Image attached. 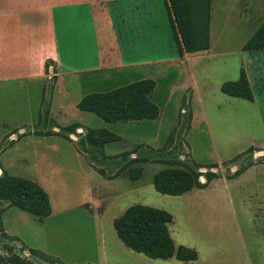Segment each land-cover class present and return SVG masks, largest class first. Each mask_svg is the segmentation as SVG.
Listing matches in <instances>:
<instances>
[{"label": "rangeland", "instance_id": "1", "mask_svg": "<svg viewBox=\"0 0 264 264\" xmlns=\"http://www.w3.org/2000/svg\"><path fill=\"white\" fill-rule=\"evenodd\" d=\"M206 3L210 14L211 0ZM233 5L238 7L237 15L240 17V25L242 24L235 28H240L244 34L249 35V40H253L249 45L243 46L242 50L264 44V0H233ZM170 14L175 17L173 26L182 49L185 44L188 49L198 52L210 47L209 27L206 30L204 25L194 26L199 25L197 17L203 16L204 11H196L191 0H175L174 11ZM223 34L226 35L225 39L219 42L214 30V49H224L227 53L223 54L228 55V60L235 64L241 59L234 55L232 49L239 40L233 41L228 36L229 30H225ZM158 37L154 34V40L144 39L140 43L139 59H157L168 53L165 40L163 48L156 45ZM120 45L121 49H125L122 41ZM244 67L246 68L245 63ZM241 75L250 91V81L254 80L248 79L244 73ZM208 76L205 88L210 90V97L222 96L219 93L220 77L210 73ZM230 77H233L232 82H236L237 72L226 80H231ZM167 80L170 78L158 81L159 88L152 96L153 100L150 99L152 102H161L165 97L162 87ZM240 93L244 95L247 90L241 89ZM191 96V89L185 90L182 95L184 107L178 111V120L162 132L159 140L131 145L120 139L116 143L105 144L112 146L109 152L115 154L111 156H105L108 150L105 145L87 138V131L92 129L82 132L77 126L68 125L57 131L53 127L55 121L48 116L49 112L41 110V124L36 128V136L49 137L56 134L66 138L87 164L97 167L102 177L123 181L121 187L101 185V193L97 189H90L93 196L97 193L105 194L103 202L95 206L93 211H88V205L78 208V203L86 195L88 184L82 182L83 176L75 159L62 156L57 150L45 149L44 146L50 148L49 144H43V149H36L35 154L31 145L24 147L22 157L12 155L4 159L7 150L22 137L31 134V131L29 128L25 132L16 129L8 137H4L0 142V179L14 178L36 183L48 195L52 216L46 219L36 217L12 206L9 201L0 199V264H64L35 249L37 246L61 253L68 262H82L84 258L89 259L86 257L93 255L92 237L88 235V228H92V218L94 228L101 236L104 235L106 240L112 237L119 242L114 221L121 218L128 209L137 206L167 213L170 222L166 230L174 246L196 252V264H264V149L250 147L238 154L256 137L263 136L253 115L255 110L252 112L245 102L243 103L249 108L237 106L239 101L234 100L233 106L223 107L213 118L208 112V127L198 123L190 135L192 150L198 161H215L214 159L223 157L230 159L219 165L195 163L187 142L192 116L188 106ZM32 99L34 101L35 96ZM164 114L167 117L173 113L168 109ZM90 116L93 120H98L95 115ZM1 119L4 117L0 116ZM226 121L229 122L228 125L225 124ZM121 125L125 126L121 132L131 138L150 139L154 133L152 127L141 124L121 122ZM13 134H16V138L12 137ZM257 143L254 141L252 145ZM218 153L221 156H217ZM130 154H135L136 157L131 158ZM253 165L260 168L258 177L255 175L256 177H247L242 182L226 183L236 179ZM9 167L14 174L7 171ZM179 171L187 174L191 180L192 188L181 194H187L188 197L166 196L155 190L153 180L159 172L175 175ZM219 179L222 184L207 191L209 185ZM92 180L94 179H91V186L97 187L95 183L99 181ZM12 207L20 215H9L10 218H6L5 211Z\"/></svg>", "mask_w": 264, "mask_h": 264}, {"label": "crops", "instance_id": "2", "mask_svg": "<svg viewBox=\"0 0 264 264\" xmlns=\"http://www.w3.org/2000/svg\"><path fill=\"white\" fill-rule=\"evenodd\" d=\"M237 11L238 7H234L233 0H211L210 47L201 52L187 53L178 42L169 0H0V116L4 117L0 120V142L16 129L25 132L26 128H29L31 131V134L22 137L7 150L4 159L12 155L22 157L24 147L31 145L34 154L36 149L45 147L48 150H57L62 156L75 159L77 168L83 176L82 182L88 184L86 195L78 203V208H85L84 205H88V211H93L95 206L103 202L105 195H98L101 193L100 186L107 184L121 187L123 181L102 177L97 167L87 164L66 138L56 134L49 137L36 136V128L41 124V110L49 112L48 116L55 121L53 127L57 131L74 125L82 132L85 129L109 131L131 145L147 144L149 141L159 140L162 132L178 120V111L184 107L182 95L187 89H191L192 94L188 105L192 116L187 142L195 163L219 165L230 159L221 157L222 159H214L215 161L212 159L198 161L192 150L190 135L198 123L208 127V112L213 118L223 107L233 106L234 100L239 101L237 106L246 108L250 106L252 112L255 110L253 115L263 134L251 141L252 143H248L244 149L238 151V154L250 147L264 149V48L242 50L250 37L240 28H235L242 25ZM214 30L219 42L225 39L226 35L223 34L225 30H229L228 36L233 41L239 40L232 50L241 60L238 59L234 64L228 60V55L223 54L227 53L224 49L218 51L214 49ZM154 34L159 36L155 40L158 42L157 46L163 48L164 40L166 41L168 53L157 59H139L140 43L144 39L154 40ZM119 40L126 46L125 49H121ZM179 48L182 50L181 56ZM236 72L237 79L244 73L248 79L254 80L250 81L251 101L233 98L221 92V85L232 82L233 77H230L229 81L226 79L235 76ZM209 73L220 77L219 93L222 96L210 97V90L205 88ZM165 77L170 78L162 87L165 97L161 102L153 101L160 104L157 106L159 109L157 118L137 122L121 121L123 124L135 123L152 127L154 133L150 139L131 138L121 132L125 127L121 122L106 123L96 115L98 120H93L90 116L92 113L78 108L80 101L87 95L106 93L144 80L153 81L155 84L150 95V99L153 100L152 96L159 88L158 81ZM253 83L255 85H252ZM71 94L73 97H70ZM168 109L173 114L165 117L164 112ZM228 123L225 122L226 125ZM15 136L16 134L12 135ZM254 141L258 143L252 145ZM43 144H49L50 148L43 147ZM105 148L108 149L105 156L115 154L109 152L112 146L108 145ZM214 149L217 151L216 147ZM218 154L217 156H221ZM130 157L136 156L130 154ZM7 171L13 173L10 167ZM258 173L260 168L253 165L239 177L226 183L242 182L247 177L255 175L258 177ZM91 179L99 181L95 183L98 188L91 186ZM217 184H222L221 179L213 181L207 191H211ZM90 189H97V195L93 196L89 192ZM179 197L185 198L188 195ZM19 213L12 207L5 211V216L10 218L9 215L18 216ZM51 216L52 210L48 217ZM93 219L92 228H88V235L92 237L93 244L92 257H86L89 259L84 258L82 262L72 263L66 261V257L57 251L52 252L39 246L35 249L51 255L64 264H196L198 261V257L196 261L187 262L175 258L151 259L143 254L134 253L117 235L119 242L112 237L106 240L104 235L101 236L94 228Z\"/></svg>", "mask_w": 264, "mask_h": 264}, {"label": "trees", "instance_id": "3", "mask_svg": "<svg viewBox=\"0 0 264 264\" xmlns=\"http://www.w3.org/2000/svg\"><path fill=\"white\" fill-rule=\"evenodd\" d=\"M207 1L191 0L196 11H204L203 16L197 17L199 25L194 24V26L204 25L206 30L209 27ZM169 2L171 12H173L175 0H169ZM174 20L173 15V23ZM252 41L250 39L246 46ZM183 47L187 53L198 51L192 48L188 49L186 44ZM263 48L264 44L249 50ZM179 55H182L181 48H179ZM243 78L244 76L240 75L236 82L223 83L220 88L221 92L233 98L251 101V90L247 89ZM154 87L153 81H137L106 93L87 95L80 101L78 108L96 115L106 123L153 120L159 114L157 105L150 100ZM241 89L242 91L247 90V93L243 95L240 93ZM88 137L93 138L95 143L103 145L116 143L120 140V137L106 130H88ZM169 173L159 172L153 180L155 190L159 194L176 197L192 188L191 180L187 174L180 171L175 172V175ZM0 199L9 201L12 206L36 217L46 218L51 213L47 193L32 181L14 178L0 179ZM169 218L170 216L164 211L137 206L128 209L121 218L114 221L113 225L118 238L134 253L143 254L151 259L167 260L174 257L179 261L195 260L196 254L193 250L174 246L166 230V226L170 222Z\"/></svg>", "mask_w": 264, "mask_h": 264}]
</instances>
